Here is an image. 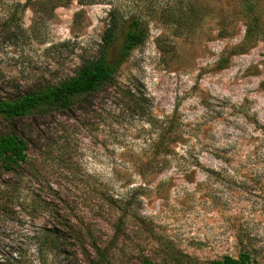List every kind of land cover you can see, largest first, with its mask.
<instances>
[{"label": "rangeland", "instance_id": "374dc122", "mask_svg": "<svg viewBox=\"0 0 264 264\" xmlns=\"http://www.w3.org/2000/svg\"><path fill=\"white\" fill-rule=\"evenodd\" d=\"M152 4L112 83L0 116L27 143L25 162L0 164V264H264V0ZM109 9L0 0V98L96 58Z\"/></svg>", "mask_w": 264, "mask_h": 264}, {"label": "trees", "instance_id": "16d2710c", "mask_svg": "<svg viewBox=\"0 0 264 264\" xmlns=\"http://www.w3.org/2000/svg\"><path fill=\"white\" fill-rule=\"evenodd\" d=\"M89 2L110 4L108 12V24L101 35L102 47L99 55L85 63L71 77L59 84L42 88L34 92L24 94L14 99L0 98V116L15 119L48 107L49 110H61L71 108L78 98L89 93L99 91L112 83L119 65L127 57L130 50L142 42L145 33L141 26L140 15L145 12L152 14V0H84ZM142 1V3H140ZM143 2H147L143 5ZM140 3V4H139ZM183 6V5H182ZM181 6V7H182ZM137 8V9H136ZM125 27L118 54L114 59H108L107 50L114 41L118 30ZM167 131V130H166ZM163 142L156 144L161 147ZM170 146H164L163 154H167ZM27 143L13 128L12 131L0 135V164L6 170H12L14 165L26 161ZM160 151V152H161ZM250 254L241 252L237 257L224 255L220 259L211 261L210 264H250ZM143 264H153L144 259Z\"/></svg>", "mask_w": 264, "mask_h": 264}]
</instances>
